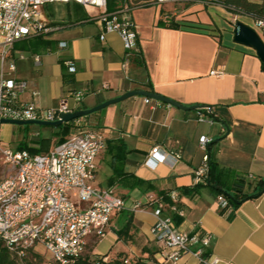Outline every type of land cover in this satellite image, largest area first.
Segmentation results:
<instances>
[{
    "label": "crops",
    "instance_id": "crops-1",
    "mask_svg": "<svg viewBox=\"0 0 264 264\" xmlns=\"http://www.w3.org/2000/svg\"><path fill=\"white\" fill-rule=\"evenodd\" d=\"M69 3L73 6L67 20L53 22L42 17L53 26L59 25L58 29L17 42L22 47L16 43L15 51L9 54L8 61L15 64L14 77L28 82L19 96L21 101L51 107L65 97L77 110L129 90L149 91L151 86L156 93L184 105L212 108V114L202 112V108L181 110L133 95L90 115L95 125L89 126L105 137L90 184L112 188L127 201V207L111 215L104 238L86 239L83 252L89 257L121 255L163 264L150 233L156 204L148 197L175 191L182 215L168 209L164 213L173 220L177 217L174 222L180 231L208 232L212 238L206 250L220 260L218 264H264V191L244 200L231 219L228 211L219 212L218 197L207 187L194 194L182 191L194 185V170L207 152L235 173L264 178V63L254 48L235 42L233 33L236 21L251 27L252 18L203 0L133 7L129 11L133 27L127 32L130 49L125 50L118 32H105L100 39L103 24L88 15L97 9ZM116 4L114 1L108 9L111 13ZM110 19L119 23L121 14H112ZM61 41L66 42L63 48ZM34 54L40 57L38 66L33 63ZM66 61L75 67L72 82L67 84L62 80ZM76 90L83 93L78 104L71 96ZM32 91L37 93L32 95ZM7 125L0 124L4 141L18 132L19 144L27 147H38L39 136L48 137L55 131L42 133L38 127L14 124L7 129ZM202 136L211 139L205 150L198 143ZM56 144V137H52L48 149ZM155 146L160 151L154 160L147 161ZM175 150L180 151V158L172 166L160 160ZM135 202L141 204L133 209ZM178 264L198 262L186 253Z\"/></svg>",
    "mask_w": 264,
    "mask_h": 264
},
{
    "label": "built area",
    "instance_id": "built-area-1",
    "mask_svg": "<svg viewBox=\"0 0 264 264\" xmlns=\"http://www.w3.org/2000/svg\"><path fill=\"white\" fill-rule=\"evenodd\" d=\"M107 1L0 0V119L54 121L62 113L74 110L65 97L51 107L21 101L19 96L27 89L28 82L14 77L15 64L8 61L17 42L59 28V25L53 26L43 20L41 9L45 4L74 2L86 9H97L88 15L103 24L100 39H104L105 32H118L124 49L129 50L127 32L133 27L129 16L131 8L163 4L175 6L189 0H115L117 4L112 13L107 8ZM203 1L220 5V0ZM115 13L121 14L119 23L110 19ZM251 27L264 43V18L252 19ZM59 46L65 47L66 42H59ZM32 60L35 66L40 64L39 55L34 54ZM65 66L68 72L75 71L71 61H66ZM36 93L32 91V95ZM71 96L78 104L83 93L76 90ZM202 110L212 114L211 106H204ZM200 116L199 113L198 118ZM73 123L75 132L45 152L0 149L9 167V172L0 180V240L8 250H14L19 259L41 246L49 259L57 264H74L84 251L86 239L94 237L98 241L104 238L111 215L127 207V201L112 188L102 189L90 184L95 175L96 158L105 148L104 133L91 128L84 117L74 119ZM210 141L209 137L202 136L198 143L205 150ZM158 151V146L153 147L147 161L154 160ZM179 158L180 151L175 150L165 153L160 160L172 166ZM207 162L208 155L205 153L194 170V184L206 182ZM248 178L253 176L248 174ZM18 187H25V194H18ZM166 196L169 202L162 197H148L156 204L150 233L158 246L161 262L178 264L182 255L190 253L198 264H218L220 260L206 250L211 235L208 232L189 234L180 231L172 216L164 213L168 209L182 215L178 194L171 191ZM225 203V199L218 196V206L222 207ZM140 204L135 202L132 208ZM128 260L127 257L123 259L125 263Z\"/></svg>",
    "mask_w": 264,
    "mask_h": 264
},
{
    "label": "trees",
    "instance_id": "trees-1",
    "mask_svg": "<svg viewBox=\"0 0 264 264\" xmlns=\"http://www.w3.org/2000/svg\"><path fill=\"white\" fill-rule=\"evenodd\" d=\"M115 0L107 1V8L110 10L114 5ZM220 5L226 10L230 11L234 15H247L252 19L264 18V0L260 3L251 2L248 0H220ZM39 40V39H38ZM33 45L34 41H30ZM62 80L65 84L72 82V76L70 72L63 70ZM149 91L155 92L151 86L148 88ZM154 101V100H153ZM91 114L84 116L91 125L94 121L91 119ZM74 120L62 123L58 126H50L55 131L48 137L39 136L36 139L38 147L30 148L27 147L26 143H22L18 146L17 150H28L30 153H41L48 150L52 137H56V142L60 143L69 136L71 129L74 127ZM95 125V123H94ZM26 128L27 125H20ZM34 150L35 152H32ZM208 155V171L205 183H197L191 187H185L182 189L186 194H194L200 187H207L209 192L215 197L221 196L225 199L226 203L224 206H219L218 210L221 214L228 211L227 217L231 219L234 215V210L247 199L252 198L251 195L261 191L264 187V178L254 179L248 178V174L235 173L231 169L220 166L216 161L211 159L209 152ZM207 181L209 184H207ZM166 202H169V198L162 194L161 196ZM177 217H174V220ZM26 255L36 256L35 250L29 251ZM25 255V256H26ZM24 256V257H25ZM23 257V258H24ZM19 259L16 255L12 254L0 240V264H18ZM121 255L107 259L101 256L89 257L87 255H81L78 257L74 264H147L142 258H129L128 262L125 263ZM26 264H31L26 262ZM44 264H57L54 260L49 259Z\"/></svg>",
    "mask_w": 264,
    "mask_h": 264
},
{
    "label": "water",
    "instance_id": "water-1",
    "mask_svg": "<svg viewBox=\"0 0 264 264\" xmlns=\"http://www.w3.org/2000/svg\"><path fill=\"white\" fill-rule=\"evenodd\" d=\"M234 41L240 44L248 45L256 50L257 55L261 59V61L264 63V43L260 39L259 35L255 32V30L250 27L249 25L241 22L236 21L234 25ZM264 70V65H263ZM133 95H139L143 96L145 98H151L156 101H161L163 103L172 105L173 107H176L181 110H192V109H200L203 107V105H184L182 103H179L173 99H170L168 97H165L163 95H160L156 92H151L143 89H134L129 90L121 95H118L116 97H113L111 99H107L98 105L90 108H84V109H77L73 111H69L66 113H62L60 115V118L54 121H42V120H19V119H8V118H1L0 124H14V125H40V126H58L62 123L69 122L71 120L87 116L89 114H92L94 112L100 111L104 107L119 102L121 100H124L130 96ZM207 184L209 182L207 181ZM264 191V187L261 191L254 193L251 195L252 198L259 196Z\"/></svg>",
    "mask_w": 264,
    "mask_h": 264
},
{
    "label": "rangeland",
    "instance_id": "rangeland-1",
    "mask_svg": "<svg viewBox=\"0 0 264 264\" xmlns=\"http://www.w3.org/2000/svg\"><path fill=\"white\" fill-rule=\"evenodd\" d=\"M72 6H73L72 3L67 4V3H62V2H49L42 7L41 16L46 17L47 19L53 22L60 21L61 19L67 20L69 16L68 9L71 10L70 7ZM250 24H252L251 21H250ZM16 45L19 48L22 47V43H17ZM23 51H27V48H23ZM52 51H55V50H52ZM6 124H8L7 129L8 127L12 126V124H9V123H6ZM27 127L29 129H31L32 127H38L42 133H45L47 130L52 129L48 126H40V125L33 126V124L27 125ZM71 130H73L72 132H75L74 128ZM13 134L11 135L8 141L7 140L4 141V139L2 138L3 133L1 134V131H0V149L17 150L18 146L20 145L19 140L21 138V134L18 132H15ZM5 135L8 136L7 134ZM52 142L53 143H51V145L54 144V141ZM29 147L35 148V149L37 148L34 145L33 146L31 145ZM32 152H35V151L32 150ZM8 172H9V167L4 162V159L2 157V152L0 150V180L3 179V177H5V175ZM35 252L37 253L36 256L26 255L23 258V260L18 262V264H26V262L31 263V264H44L49 261V256L47 255V253H45V251L43 250L41 246H37V248L35 249ZM82 255H87V254L83 252Z\"/></svg>",
    "mask_w": 264,
    "mask_h": 264
},
{
    "label": "bare ground",
    "instance_id": "bare-ground-1",
    "mask_svg": "<svg viewBox=\"0 0 264 264\" xmlns=\"http://www.w3.org/2000/svg\"><path fill=\"white\" fill-rule=\"evenodd\" d=\"M18 194H25V187H18ZM9 251L14 254V250Z\"/></svg>",
    "mask_w": 264,
    "mask_h": 264
}]
</instances>
